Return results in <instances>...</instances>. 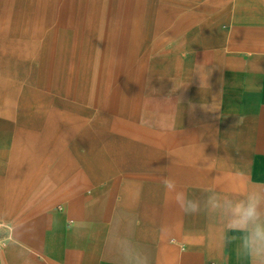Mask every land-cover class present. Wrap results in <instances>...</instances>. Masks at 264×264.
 Masks as SVG:
<instances>
[{"label":"rangeland","instance_id":"obj_1","mask_svg":"<svg viewBox=\"0 0 264 264\" xmlns=\"http://www.w3.org/2000/svg\"><path fill=\"white\" fill-rule=\"evenodd\" d=\"M215 1L0 0V59L10 60L0 66V264L20 257L47 264L21 239H38L55 210L75 214L82 197L87 234L100 251L102 239L110 243L118 230L112 209L127 208L119 198L136 208L158 191L143 175H165L173 165L174 136L152 133L153 120L211 105L195 87L190 33L212 19ZM103 129L108 135L90 154L80 189L57 185L51 196L47 190L34 196L64 160L85 155L90 135ZM133 218V232L158 228L139 210ZM70 224L76 228L73 217ZM164 244L174 260L182 244L172 238Z\"/></svg>","mask_w":264,"mask_h":264},{"label":"crops","instance_id":"obj_2","mask_svg":"<svg viewBox=\"0 0 264 264\" xmlns=\"http://www.w3.org/2000/svg\"><path fill=\"white\" fill-rule=\"evenodd\" d=\"M212 8L215 15L207 25L190 33L192 39L196 35L190 48V55L197 57L195 87L202 89L200 93L211 100V105L184 118L159 116L150 129L154 134L173 133L174 161L166 171L190 198L201 201L207 195L205 189L229 194L237 186L264 183V0H220L212 2ZM1 45L5 47L6 42ZM9 63L7 58L0 59V66ZM97 105L102 107L100 102ZM106 106L113 105L109 102ZM107 135V129L91 134L86 154L78 160H64L57 171L43 179L45 186H40L34 196H40L37 192L43 190L51 196L50 187L57 185L65 186V192L72 184L80 189L81 176L93 165L90 154L98 152L97 143ZM166 171L165 175H143L150 179L148 184L158 188L147 202L129 208L130 199L119 198L121 205L126 200L127 208L112 209L117 218L116 226L111 219V227L118 229L114 238L127 236L150 257V264H167V260L177 264H247L236 254L234 243L222 242L223 225L218 217L206 211L185 215L168 202L161 183ZM90 176L97 173L90 172ZM83 198H78L75 214L70 208L65 212L55 210L47 215L38 239L21 241L39 249L47 264H123L113 240L107 244L102 239L98 251L91 234H87L89 218L87 207L81 208ZM160 200L163 202L159 204ZM134 209L141 212L143 221L157 220L158 228L142 226L133 232ZM105 210L100 211L104 217L109 214V209ZM70 217L75 219L76 228L70 224ZM171 222L174 225L167 227ZM170 238L182 244L174 260L166 255L164 241ZM37 263L34 257H20L14 264Z\"/></svg>","mask_w":264,"mask_h":264},{"label":"clouds","instance_id":"obj_3","mask_svg":"<svg viewBox=\"0 0 264 264\" xmlns=\"http://www.w3.org/2000/svg\"><path fill=\"white\" fill-rule=\"evenodd\" d=\"M161 183L169 203L185 215L206 211L218 217L222 242L234 243L236 254L247 264H264V183L237 186L229 194L205 189L203 201L190 198L172 177H162ZM113 246L123 264H150V257L127 236H116Z\"/></svg>","mask_w":264,"mask_h":264}]
</instances>
